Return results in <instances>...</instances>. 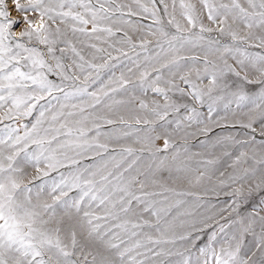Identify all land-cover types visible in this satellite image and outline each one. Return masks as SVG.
Instances as JSON below:
<instances>
[{
  "label": "snow or ice",
  "instance_id": "obj_1",
  "mask_svg": "<svg viewBox=\"0 0 264 264\" xmlns=\"http://www.w3.org/2000/svg\"><path fill=\"white\" fill-rule=\"evenodd\" d=\"M0 264H264V0H0Z\"/></svg>",
  "mask_w": 264,
  "mask_h": 264
},
{
  "label": "rangeland",
  "instance_id": "obj_2",
  "mask_svg": "<svg viewBox=\"0 0 264 264\" xmlns=\"http://www.w3.org/2000/svg\"><path fill=\"white\" fill-rule=\"evenodd\" d=\"M178 2H179V0H177V3H178ZM21 3H26V0H21ZM20 15H22V13H13V18H16V17H18V16H20ZM32 15H33L32 13H29V16H32ZM117 75H119V71H117ZM217 131H219V130H217ZM226 131H228V130H226ZM201 139H203V137H201ZM129 143H130V141H129ZM198 150H199L198 148H193V149H192V151H198ZM174 186H176V185H174ZM177 187H178V190H181V189H188V188H190V190H192V191H194V192H197L198 194H202L201 189L198 188V187L188 186L187 184H181V185H179V186H177ZM189 199H192V198L190 197ZM206 199H207V197H206ZM225 199H226V198L224 197V195L221 194V196H220V201L222 202V201H224ZM212 200H213V203L216 202V200H215L214 197H212Z\"/></svg>",
  "mask_w": 264,
  "mask_h": 264
}]
</instances>
